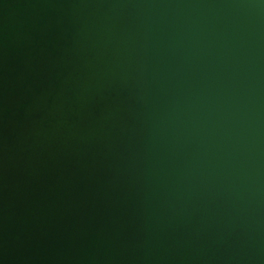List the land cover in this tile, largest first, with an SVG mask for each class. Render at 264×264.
<instances>
[{"label":"water","instance_id":"95a60500","mask_svg":"<svg viewBox=\"0 0 264 264\" xmlns=\"http://www.w3.org/2000/svg\"><path fill=\"white\" fill-rule=\"evenodd\" d=\"M0 264H264V0H0Z\"/></svg>","mask_w":264,"mask_h":264}]
</instances>
